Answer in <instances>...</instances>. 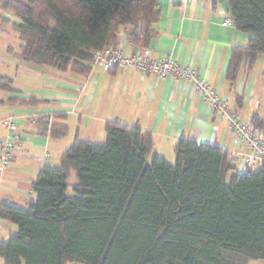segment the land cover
Returning a JSON list of instances; mask_svg holds the SVG:
<instances>
[{
  "label": "trees",
  "instance_id": "1",
  "mask_svg": "<svg viewBox=\"0 0 264 264\" xmlns=\"http://www.w3.org/2000/svg\"><path fill=\"white\" fill-rule=\"evenodd\" d=\"M228 17L248 34L225 71L233 84L243 61L264 54V0H227ZM18 19L22 60L86 76L95 51L133 46L157 34V0H0ZM0 89L13 90L0 76ZM35 98L19 105H35ZM262 131L253 114L249 121ZM105 140L75 138L58 165L42 166L27 209L0 202L16 230L0 242L3 264H248L264 259V164L238 173L228 151L179 138L173 162L152 150L138 125L104 123ZM40 133L59 138L67 126ZM73 172L75 181H69ZM72 194H67L68 187Z\"/></svg>",
  "mask_w": 264,
  "mask_h": 264
},
{
  "label": "crops",
  "instance_id": "2",
  "mask_svg": "<svg viewBox=\"0 0 264 264\" xmlns=\"http://www.w3.org/2000/svg\"><path fill=\"white\" fill-rule=\"evenodd\" d=\"M157 8V34L146 45L149 57L172 56L191 66L210 88L229 100L242 120L250 121L256 114L264 133V54L258 55L250 68L243 61L233 84L225 79L232 46L244 45L248 37L233 23L223 25L228 17L227 0H157ZM0 17V42L8 54L13 52L9 38L19 40L18 19H8L1 11ZM127 31L120 29L117 43L131 53L137 46L131 44ZM19 49L13 61L0 62V76L9 79L13 89H0L5 92L0 94V119L12 117L20 136L7 168L0 170V199L9 205L27 209L36 197L31 183L39 169L58 165L75 138L105 139L104 123L109 120L138 125L151 135L153 152L167 161L173 160L179 138L216 144L228 152L244 149L232 142L226 118L215 115L195 95L189 80L160 79L132 66L111 71L94 67L88 75L80 76L28 63L21 59ZM28 98H35L36 104L15 103ZM52 123L65 124V135L54 138L38 131ZM6 136L7 130L0 124V152ZM15 230L14 223L0 218V242ZM248 264H264V259H252Z\"/></svg>",
  "mask_w": 264,
  "mask_h": 264
},
{
  "label": "built area",
  "instance_id": "3",
  "mask_svg": "<svg viewBox=\"0 0 264 264\" xmlns=\"http://www.w3.org/2000/svg\"><path fill=\"white\" fill-rule=\"evenodd\" d=\"M231 19L226 17L223 25H230ZM132 66L142 72H148L157 78L171 76L176 79H185L193 83L195 95L204 101L211 111L226 118L232 142L242 144L243 151L228 152L229 161L235 165L238 173L248 169H257L264 164V133L249 121L242 120L232 108L228 99L221 97L210 88L207 81L191 66L180 64L172 56L160 59L149 57V49L139 46L131 53L125 52L121 44L97 50L92 55L91 67H99L104 71L123 69ZM0 124L7 130L5 141L1 145L0 170L7 168L12 150L19 142L20 136L16 131V123L12 117L0 119ZM0 202H6L0 199Z\"/></svg>",
  "mask_w": 264,
  "mask_h": 264
},
{
  "label": "rangeland",
  "instance_id": "4",
  "mask_svg": "<svg viewBox=\"0 0 264 264\" xmlns=\"http://www.w3.org/2000/svg\"><path fill=\"white\" fill-rule=\"evenodd\" d=\"M0 11L4 14L5 17H10L8 19H12V17L14 18V15H13V13H12L11 10H0ZM11 26H13V23L12 22H10V26L9 27L11 28ZM0 37H1V32H0ZM4 40L6 41V38ZM4 40H1V41H4ZM8 41H9L8 46H11V48L13 49V52L8 53V54L5 53L4 51H5L6 48H2V45L3 44H2V42H0V62L9 63L10 61H13L17 57L16 55H17L18 49H19L18 44H19V42L21 43V41L20 40H17V38H16V41L15 40H11L10 38H9ZM0 94L1 95L2 94L5 95V92H3V91L0 90ZM104 140L105 139H101L100 141H96V142L100 143V142H103ZM168 162L171 163V162H173V160L172 161H168ZM69 180H75V176H74L73 172L71 173V176H70ZM67 193L68 194L72 193V189H71L70 186L67 189ZM66 264H81V263H71L70 262V263H66Z\"/></svg>",
  "mask_w": 264,
  "mask_h": 264
}]
</instances>
